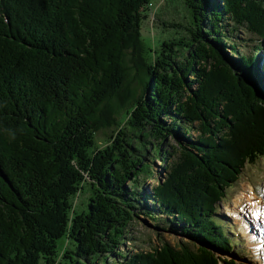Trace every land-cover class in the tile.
<instances>
[{"label":"trees","instance_id":"1","mask_svg":"<svg viewBox=\"0 0 264 264\" xmlns=\"http://www.w3.org/2000/svg\"><path fill=\"white\" fill-rule=\"evenodd\" d=\"M150 1L0 0V264H220L208 247L235 246V229L215 204L264 155V104L255 95L264 100V0H184L186 24H167L183 32L154 44L159 68L130 116L138 139L161 142L153 157L166 162L163 182L146 186L152 170L123 140L87 158L90 120L119 89L123 50ZM243 30L244 42L257 38L252 52L233 39ZM169 136L175 144L164 151ZM84 171L93 195L74 215ZM140 218L200 246L165 240L154 255L120 249ZM63 236L73 247L57 259Z\"/></svg>","mask_w":264,"mask_h":264},{"label":"rangeland","instance_id":"2","mask_svg":"<svg viewBox=\"0 0 264 264\" xmlns=\"http://www.w3.org/2000/svg\"><path fill=\"white\" fill-rule=\"evenodd\" d=\"M187 20L188 13L184 0H151L148 6H145L144 10L139 12V19L136 26V31L138 33L137 38L123 50L119 65L122 83L119 89L114 87L109 90L107 97L96 109L89 123L90 129H92V134L89 135V137H92L93 142L89 152L88 150L86 152L87 158L92 160L99 152L111 149L116 139L128 142L129 145L132 144L137 149L136 154L137 158L141 161V169L143 167L145 169L146 167H150L152 170L151 176L145 179L148 188H152L164 181L163 176L166 172L163 166L166 165V162L154 159L153 157L156 154L153 148L156 144L161 142L156 140V138L150 140L151 138H149V136L144 139H138V135H140L138 131L139 128L131 122L130 113L131 110H134L136 101L142 97L141 95L148 91L149 87L147 88L148 85L146 82L149 76L147 75L152 71H158L159 67L157 64H154L155 61L157 62L159 59V56H157L158 53H155L158 46H154V44H156L158 40L178 37L183 32L181 30L176 34L177 29L172 30L169 28L167 24L171 21L186 24ZM239 35L243 38H247L249 33L243 30L242 33L238 35L233 34V39L238 43V50L240 52H252L253 46L255 44L258 45L256 37H251L252 40L249 39V41L244 42L241 37L238 38ZM139 45L143 47V49L146 47V50L153 47L154 51L151 53V51L148 50V54L143 56V51L140 52ZM260 54L264 57V48L260 51ZM215 83L218 85L219 80H216ZM230 98L232 101V95ZM253 108L258 109L257 106H253ZM135 135H137V138ZM163 143L164 146L162 147L165 151L168 145L175 144V141L173 137L169 136ZM142 144H144V146H142ZM163 155L166 154L164 153ZM223 176L224 174L221 173L220 179L223 178ZM92 182L94 181L89 178L87 171H84L83 179L71 198V210L75 211L74 215L85 210L90 197L93 195ZM244 184L252 186L256 196L253 200L254 202H259L261 199L264 200V155L256 158L253 163H246L237 176L236 182L230 187L223 189V194H225V196L222 197L221 201H217L215 204L216 207L218 206L219 211L228 217L227 222L232 223L235 229L234 237H236V244L229 252L212 248L217 254V257L219 256L220 264L226 262L228 258H231L233 261L230 264H264V253L254 252V242L249 241L251 234L257 237L254 238L255 241L258 239L257 229L253 228V223L249 221L247 222L248 227L244 228L243 221L235 218L240 215H244L245 220L252 217L248 212L244 214L241 213L245 206V202L243 205L235 206L233 203L236 195L242 191ZM230 208L235 209L234 212H236V216L233 217V215H231L232 213H228ZM228 214L231 215V218ZM73 216H69L68 214L69 219L73 218ZM253 219L255 218L252 217V220ZM256 223L259 225V222ZM159 225L165 227L164 224L160 223ZM263 235V232L259 233V236ZM185 239L186 237L172 228L165 227L161 229L160 227L154 226V221L135 219L129 228V232L126 233L124 244H120L119 248L136 253L149 251L154 255L155 252L153 248L161 246L163 241L166 240L175 245L178 242L181 243L185 241ZM58 245L60 251L57 259L60 258L61 251L64 247H73V241L71 238L63 236L58 240ZM108 262L112 264L110 259H108ZM38 264L47 263L45 259L41 258ZM52 264L65 263L62 260L61 263H57L56 261Z\"/></svg>","mask_w":264,"mask_h":264},{"label":"bare ground","instance_id":"3","mask_svg":"<svg viewBox=\"0 0 264 264\" xmlns=\"http://www.w3.org/2000/svg\"><path fill=\"white\" fill-rule=\"evenodd\" d=\"M255 192L251 185L244 184L243 189L240 193H238L234 199V206L235 205H243L245 202V206L243 207V211L241 213H250V215L255 218L252 220V217L247 220H245V216L239 215L235 218L239 219L240 221H243L244 228L248 227L247 222L253 223V228L257 229L258 231V239L255 241L253 234H251V237L249 238V241L254 242L253 244V251L256 253H264V235L259 236V233H264V200H260L259 202L253 201L255 199ZM235 209H229L228 213H232L231 215L236 216V212H234ZM240 212V211H239ZM229 215V214H228ZM231 215H229L231 217ZM259 222V225L256 222ZM255 222V224H254ZM264 255V254H263ZM262 261V260H261ZM258 263V261H257Z\"/></svg>","mask_w":264,"mask_h":264},{"label":"water","instance_id":"4","mask_svg":"<svg viewBox=\"0 0 264 264\" xmlns=\"http://www.w3.org/2000/svg\"><path fill=\"white\" fill-rule=\"evenodd\" d=\"M246 85V86H245ZM244 90L245 91H254V93H255V87H253L251 84H249L248 83V81H246V82H244ZM255 95L258 97V101L261 103V104H264V100H261L260 99V97L257 95V91H256V93H255ZM257 100V99H256ZM186 240L188 241V239H185V241L184 242H186ZM178 243H180V242H178ZM188 243H190V244H192V245H194V247H199L200 245H199V243H191V242H189L188 241ZM208 249H210L211 250V252H212V254L216 257V258H218L219 259V256L217 257V254L215 253V251L212 249V248H210V247H208ZM220 260V259H219ZM228 260H230L229 258H228ZM223 264H226V262H224Z\"/></svg>","mask_w":264,"mask_h":264}]
</instances>
